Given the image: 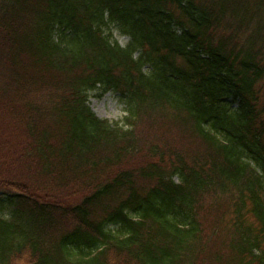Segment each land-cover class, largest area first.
<instances>
[{"label":"trees","instance_id":"obj_1","mask_svg":"<svg viewBox=\"0 0 264 264\" xmlns=\"http://www.w3.org/2000/svg\"><path fill=\"white\" fill-rule=\"evenodd\" d=\"M263 80L264 0H0V264H264Z\"/></svg>","mask_w":264,"mask_h":264},{"label":"rangeland","instance_id":"obj_2","mask_svg":"<svg viewBox=\"0 0 264 264\" xmlns=\"http://www.w3.org/2000/svg\"><path fill=\"white\" fill-rule=\"evenodd\" d=\"M115 38L119 41V43L124 46L127 42V38L120 36L118 32L115 31L114 33ZM259 89L261 91L260 94V101H259V107L261 108L263 115V121H264V80L260 83ZM95 94H99V92H96L91 95L90 97V107L94 111V113L100 117L101 119L109 120L110 122H117L121 121V119L125 116L123 105L119 99V97L114 94L113 92H110L102 97H96ZM144 121V120H143ZM150 120L146 119L144 123L140 124V131L138 132L140 137L143 140H146L150 136H158L159 135V124L154 127H149L147 124ZM168 125L161 124L160 134L161 136H166L168 132ZM168 136H174L172 134L167 135V139L173 142H178V138L175 139L168 137ZM159 138V136H158ZM166 138V137H165ZM156 143H159L156 142ZM212 218V216H209V220Z\"/></svg>","mask_w":264,"mask_h":264}]
</instances>
